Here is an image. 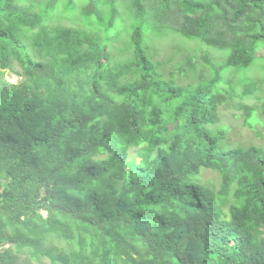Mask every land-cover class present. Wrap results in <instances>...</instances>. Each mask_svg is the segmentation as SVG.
<instances>
[{
	"label": "trees",
	"instance_id": "obj_1",
	"mask_svg": "<svg viewBox=\"0 0 264 264\" xmlns=\"http://www.w3.org/2000/svg\"><path fill=\"white\" fill-rule=\"evenodd\" d=\"M173 35L207 80L166 78ZM236 105L259 132L264 0H0V264H264V147L217 127Z\"/></svg>",
	"mask_w": 264,
	"mask_h": 264
},
{
	"label": "rangeland",
	"instance_id": "obj_2",
	"mask_svg": "<svg viewBox=\"0 0 264 264\" xmlns=\"http://www.w3.org/2000/svg\"><path fill=\"white\" fill-rule=\"evenodd\" d=\"M61 24L67 26H82L80 21L74 20L72 18H64L59 20ZM121 43L118 42V45ZM157 48L152 51L154 60L157 63L162 64V72L166 75L167 79H174L179 85L187 87L192 83H201L204 79H208L209 76V64L206 59H204L206 47H201L198 42H189L185 39L177 36H172V38L166 39L164 42H156ZM196 58L200 62V67L197 69L196 76L192 72V66L190 63L185 61L188 55H196ZM210 58L213 59L215 63L219 61L218 52L215 50H209ZM203 67V68H202ZM5 78L17 84L21 80L17 75L8 71ZM257 80H260L258 75ZM256 101H247L246 103H255ZM222 120L217 125V127H225L229 129L228 142L230 146H243L247 147L249 145H261L264 147V126L259 124L258 131L250 129L244 124L243 110L236 106H222L221 108ZM203 181L208 186H213L216 189L221 187V178L219 174L212 171H206L203 174ZM18 264H36L27 262V257L25 254H17ZM45 264H50V260H45Z\"/></svg>",
	"mask_w": 264,
	"mask_h": 264
}]
</instances>
